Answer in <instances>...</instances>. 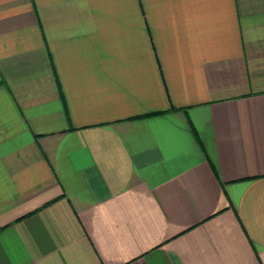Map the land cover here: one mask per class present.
I'll return each mask as SVG.
<instances>
[{
	"label": "crops",
	"instance_id": "obj_1",
	"mask_svg": "<svg viewBox=\"0 0 264 264\" xmlns=\"http://www.w3.org/2000/svg\"><path fill=\"white\" fill-rule=\"evenodd\" d=\"M0 264H264V0H0Z\"/></svg>",
	"mask_w": 264,
	"mask_h": 264
}]
</instances>
